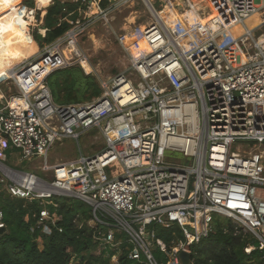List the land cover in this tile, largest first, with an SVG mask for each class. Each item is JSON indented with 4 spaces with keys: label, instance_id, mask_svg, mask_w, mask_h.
<instances>
[{
    "label": "built area",
    "instance_id": "obj_1",
    "mask_svg": "<svg viewBox=\"0 0 264 264\" xmlns=\"http://www.w3.org/2000/svg\"><path fill=\"white\" fill-rule=\"evenodd\" d=\"M55 1L79 3L66 41L51 42L37 58L16 67L9 78L16 93L0 96V183H8L10 196L43 207L38 226L45 234H51L50 222L59 216L50 213L44 199L82 200L92 209L99 250H119L127 242L128 257L143 264H182L180 252L191 253L211 235L217 216L230 219L235 234H252L264 249V32L259 38L254 33L264 28V0H204L200 15L214 14L201 26V43L189 49L179 45L163 10L153 6L155 20L143 31L147 52L132 56L129 72L99 77L98 97L71 104L54 101L46 78L76 64L87 72L78 37L93 27L95 17L108 21L113 5L104 7V0L49 3ZM24 7L34 16L39 11ZM254 13L260 23L249 28L246 21ZM236 25L244 31L233 38L229 30ZM93 128L106 140L103 150L48 162L56 141L79 139ZM11 151L22 160L43 158L40 171L51 177L9 166ZM173 153L195 162L167 161ZM175 225L184 238L168 245L155 227ZM152 245L166 261L156 258ZM255 248L245 250L250 254ZM112 261L118 263L117 254Z\"/></svg>",
    "mask_w": 264,
    "mask_h": 264
},
{
    "label": "trees",
    "instance_id": "obj_2",
    "mask_svg": "<svg viewBox=\"0 0 264 264\" xmlns=\"http://www.w3.org/2000/svg\"><path fill=\"white\" fill-rule=\"evenodd\" d=\"M169 1L166 0L167 3ZM108 2L104 0L102 4ZM25 4L35 7L34 0H26ZM78 7L79 3L61 1L46 5L38 12H46L44 24L40 27L46 30V34L42 36L36 32L34 40L46 46L64 35L76 22ZM192 25H185L184 28L190 30L188 33L197 31L198 26ZM173 30L181 39L180 33ZM46 81L58 104L90 101L102 91L96 77L86 74L78 64L53 71ZM44 206L60 218L55 223L50 222L51 234H45L38 226L39 204L31 201L26 205L23 200H18L1 209L6 231L0 234V264H114V254L118 258L116 264H143L128 257L127 243L122 244L119 250L95 252L98 248L94 238L95 228L89 223L92 209L82 200L52 196ZM35 213L37 217L33 216ZM27 215L28 221L25 220ZM216 220L215 231L192 246V264H264V249L252 234H235L230 219L217 216ZM155 228L158 237L168 245L174 238H184L178 225ZM249 245L256 247L250 254L245 250ZM155 256L160 261H166V255L161 251ZM75 258H78L77 262H73Z\"/></svg>",
    "mask_w": 264,
    "mask_h": 264
},
{
    "label": "rangeland",
    "instance_id": "obj_3",
    "mask_svg": "<svg viewBox=\"0 0 264 264\" xmlns=\"http://www.w3.org/2000/svg\"><path fill=\"white\" fill-rule=\"evenodd\" d=\"M25 1L26 0H23L21 4L22 6H27L25 4ZM34 1L36 2V0ZM108 1V4L105 3L103 4V6L105 7L113 5V10L111 14H109V20L105 21L100 16L95 17L96 22L94 23L93 27L87 29L86 31H84L83 34L78 37V41L83 51V54L88 60L85 65L87 69L86 73L94 75L97 80L99 77L108 78L118 73L130 71L133 51L137 48V45L139 44L137 42L139 34H143V30L146 28V25L149 24L152 20H155L153 16V10L146 5L144 0ZM150 1L153 3V6L160 10H165V7H167V9L171 11L170 15H179L178 13L180 10H177V8L169 9L166 4V0H164L165 2L163 0ZM188 6L192 7V5H184L183 11H180L182 13L180 16L181 21L178 22L179 24L176 26H169L172 30L175 29L180 33L181 39L179 40L186 48L191 47L190 42H192L194 36H197V31L195 33H188V31L190 32V30H187L182 26V23H185V21L189 19V16L191 15L189 12V10L191 11V9H188ZM37 7L38 6L36 2L35 8ZM38 12L35 16V22L31 26H29V32L32 38H34L36 32L44 33V31H42L43 28H40L42 27L41 19L43 17V13L38 14ZM205 16H207L206 13ZM167 20L168 18L166 19V23H168ZM192 24V26H198L199 28L198 22H192ZM14 29L15 26H11L8 32L12 33ZM263 32L264 28L256 30L254 32L255 37L259 38ZM64 35L54 41L60 39L66 41L64 39ZM221 41L224 40L221 39ZM32 46H34L35 48L34 53L37 51L38 52L31 58V60L37 58L44 48V46H38L37 43ZM26 51L29 52V49ZM12 57H15L14 54H12ZM20 66L22 65H18L17 68ZM0 89L4 91L7 95L16 93V88L13 83V80H7V77L5 75L0 78ZM105 147L106 140L104 136L100 133L99 128H93L82 133L79 139L67 138L61 141H56L49 149L48 162L52 164L57 161L75 160L79 158L81 154L85 156L94 155L95 153H98L99 151L103 150ZM167 161H179L183 165H192L195 162L193 158H185L175 153L168 154ZM43 164L44 160L39 157L22 160L21 155L18 151H16L13 156H10L8 161L9 166L17 168L19 170L30 171L35 174L38 173L40 176H45L48 178L51 177V173H45L43 171H40V166H42ZM2 187L7 192L8 183H6V185L3 184ZM18 200H23L26 205L31 202V200L27 198H17L15 196L6 198L5 196H0V209L4 208L7 204L16 203ZM44 203L46 205V203H48V199H44ZM221 218L223 219V217ZM103 229L105 230L106 228ZM120 237L123 241H126L128 238L126 235H120ZM151 249L155 254H158L159 250L156 245H152ZM95 252H100L99 248H97ZM77 261L78 258H75L73 262ZM114 264L116 263L114 262Z\"/></svg>",
    "mask_w": 264,
    "mask_h": 264
},
{
    "label": "bare ground",
    "instance_id": "obj_4",
    "mask_svg": "<svg viewBox=\"0 0 264 264\" xmlns=\"http://www.w3.org/2000/svg\"><path fill=\"white\" fill-rule=\"evenodd\" d=\"M203 1L204 0H171L167 3L169 9L177 8V10L180 11H183L184 5H192L190 8L191 11L189 10L191 15L189 16V19L185 21V23L192 24V22H198L199 28L197 29V36H194L192 42H190L191 46L201 43L203 39L201 26L209 21L214 14L209 13L206 17H202L200 15L199 10L202 7ZM22 2L23 0H0V78L3 77V75H5L7 79L12 77L15 74L14 71L18 65L23 63L25 60H28L38 52L37 51L34 53L35 48L32 46L34 40L29 32V26L35 22V16L33 15L34 12L29 13L26 7L21 5ZM36 2L38 6L37 8L40 9L48 5L50 0H36ZM205 4L209 5L207 1H205ZM180 11L178 13L179 15H170L171 11L165 7V10L161 12L165 24L167 26L178 25V22L181 21L180 16L182 12ZM167 18L168 23H166ZM260 19V14L254 13L247 19L246 24L249 26V28H253L260 23ZM185 23H182L183 27H185ZM11 26H15V29L12 33H9L8 31ZM243 31V25H236L231 30H229V34L231 37L236 38ZM175 39L182 48L189 49L180 42L177 36ZM262 40L263 39H261V42H264ZM137 42L139 44L133 51V56L136 58L144 55L147 52L146 44L144 42V34H139ZM28 49L29 52L26 51ZM12 54H14V58L12 57ZM83 64L85 66L86 61H83ZM15 103H18V99H15ZM122 131L123 130H119L118 134L123 133ZM116 134L117 133H115V135Z\"/></svg>",
    "mask_w": 264,
    "mask_h": 264
},
{
    "label": "water",
    "instance_id": "obj_5",
    "mask_svg": "<svg viewBox=\"0 0 264 264\" xmlns=\"http://www.w3.org/2000/svg\"><path fill=\"white\" fill-rule=\"evenodd\" d=\"M144 2L148 7H151L153 9V3L150 0H144ZM40 34L43 36L45 34V30L44 33H40ZM0 196H5L6 198L10 197V194L5 191V189L2 187L1 184H0ZM33 202L38 203L37 201H33ZM42 208H43L42 206H39V210H42ZM5 231H6V226L4 225L3 227L0 228V234H3V232ZM179 258L182 264H192L191 253L188 251H181L179 254Z\"/></svg>",
    "mask_w": 264,
    "mask_h": 264
},
{
    "label": "crops",
    "instance_id": "obj_6",
    "mask_svg": "<svg viewBox=\"0 0 264 264\" xmlns=\"http://www.w3.org/2000/svg\"><path fill=\"white\" fill-rule=\"evenodd\" d=\"M41 9H43V8H41ZM40 10V9H39ZM42 13H43V17H42V19H41V22H42V26H43V24H44V16H45V14H46V12L44 11H42ZM33 40H34V38H33ZM35 41V40H34ZM36 43H37V45L39 46V45H41L39 42H37V41H35ZM4 91H2L1 89H0V96H2V95H4ZM16 153V151H11V152H9L8 153V160H7V164H8V161H9V158H10V156H13L14 154ZM0 177H1V175H0ZM7 183V182H6ZM6 183H4L5 185H6ZM1 184V183H0ZM1 185H3V184H1ZM7 192H8V190H7Z\"/></svg>",
    "mask_w": 264,
    "mask_h": 264
}]
</instances>
